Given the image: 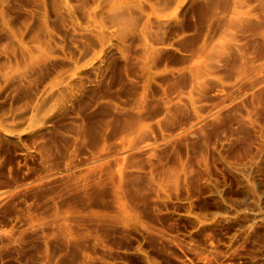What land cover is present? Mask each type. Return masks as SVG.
<instances>
[{
    "label": "rangeland",
    "instance_id": "rangeland-1",
    "mask_svg": "<svg viewBox=\"0 0 264 264\" xmlns=\"http://www.w3.org/2000/svg\"><path fill=\"white\" fill-rule=\"evenodd\" d=\"M0 264H264V0H0Z\"/></svg>",
    "mask_w": 264,
    "mask_h": 264
}]
</instances>
